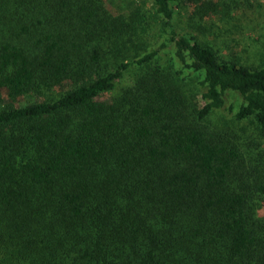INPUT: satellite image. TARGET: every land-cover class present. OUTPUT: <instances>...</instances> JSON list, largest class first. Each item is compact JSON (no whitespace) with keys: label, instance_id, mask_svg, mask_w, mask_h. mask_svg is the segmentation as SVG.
I'll use <instances>...</instances> for the list:
<instances>
[{"label":"trees","instance_id":"1","mask_svg":"<svg viewBox=\"0 0 264 264\" xmlns=\"http://www.w3.org/2000/svg\"><path fill=\"white\" fill-rule=\"evenodd\" d=\"M149 1L0 0V264H264V54L203 39L249 0Z\"/></svg>","mask_w":264,"mask_h":264},{"label":"rangeland","instance_id":"2","mask_svg":"<svg viewBox=\"0 0 264 264\" xmlns=\"http://www.w3.org/2000/svg\"><path fill=\"white\" fill-rule=\"evenodd\" d=\"M131 0H105V4L112 11H119L122 7H127ZM139 4L142 2L150 7L149 0H136ZM248 1V0H247ZM174 28L180 34H186L189 28L186 26V10L177 8L175 10ZM216 18L208 20L211 23L209 31H206V42L212 43L218 52V56L224 59L236 57L246 65L257 67L262 62L264 54V0H249L244 3L238 10L233 13L231 19L225 21L217 20ZM206 21V19H205ZM208 25L207 22H205ZM151 37H148L149 43L156 47L161 44L167 37L160 26H152L149 32ZM163 59H169L170 54L162 53ZM130 73L126 75L124 81H128ZM225 105L223 110L217 112V115L226 117L229 114V107L236 109L241 98L234 92L227 91L224 94ZM259 215L264 216V201L259 209Z\"/></svg>","mask_w":264,"mask_h":264}]
</instances>
